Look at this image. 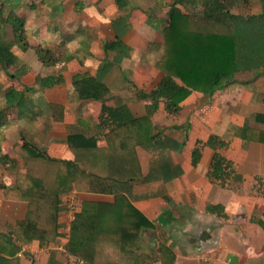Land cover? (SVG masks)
<instances>
[{
  "label": "trees",
  "instance_id": "obj_1",
  "mask_svg": "<svg viewBox=\"0 0 264 264\" xmlns=\"http://www.w3.org/2000/svg\"><path fill=\"white\" fill-rule=\"evenodd\" d=\"M40 1L52 8L51 14L59 11L55 0ZM24 2L0 0V78L4 74L6 80H15L26 72L19 68L15 47L33 50L38 61L48 69H59L72 61L82 62L80 52H89L90 45L87 48V43L82 40V48L75 52L62 50L70 41L67 34L63 35V42L53 46L30 44L24 19L18 16ZM257 2L260 3L258 13L235 14L232 0H174L160 31L162 55L155 67L162 78L150 92L136 93L139 100L148 102L147 113L143 116H134L122 102L116 106L108 105L116 96L110 95L104 78L113 63L103 62L94 76L80 73L72 77L70 99L81 105L99 101L100 110L95 118L65 124L70 158H53L34 141L24 139L14 144V152L23 158L24 168L23 181L14 191L28 202L25 218L16 223L17 244L12 245L15 252L20 244L36 242L40 247H47L64 236L59 220L65 209L64 197L76 189L90 197L81 200L71 223L70 237L64 246L67 253L85 264L155 262L152 244L141 238L144 230L153 227L152 222L124 193L132 184L155 179L156 168L144 174L138 150L153 152L179 148L178 144L171 142L173 145H169L159 139L152 117L161 102L165 104L164 111L168 116H176L193 93L211 96L230 84L238 73L264 69V0ZM116 3L123 8L130 1L116 0ZM75 5L76 12L84 9L82 2ZM130 17L131 12L112 22L116 39L103 45L104 52L115 53L118 61L128 57L130 51L123 42L130 31ZM84 30L77 31L83 34ZM88 55L91 56L90 52ZM13 69L16 71L10 72ZM64 83L62 73L38 76L34 86H22L21 89L1 82V86L5 85V107L0 113L31 102L47 111L54 121L63 122L65 107L48 101L44 95H37ZM255 122L256 125L238 128L235 137L246 142L264 143V114H258ZM210 138L209 144L214 148L226 150L230 145L216 136ZM202 152L203 145L197 142L192 152L194 166L199 163ZM10 164H15L14 159L0 148V166ZM169 166L164 164L159 169L170 171ZM232 172L231 161L216 153L210 178L223 186ZM105 196H112V201L103 200ZM214 209L210 207L209 210ZM53 264L65 263L56 261Z\"/></svg>",
  "mask_w": 264,
  "mask_h": 264
},
{
  "label": "crops",
  "instance_id": "obj_2",
  "mask_svg": "<svg viewBox=\"0 0 264 264\" xmlns=\"http://www.w3.org/2000/svg\"><path fill=\"white\" fill-rule=\"evenodd\" d=\"M129 1V5L120 8L116 0H55L54 4L59 7L55 15L51 14L52 8L40 0H25L23 3L21 10L28 7L35 8L38 12L42 8L49 11L46 13L45 26L49 35L40 43L35 40L38 26L30 23L29 26L25 25L26 29L31 28L35 31V35L29 38L31 45L59 44L67 33L66 28L73 27L75 23L82 24L71 35L73 40L76 36L82 37L79 41L80 48L82 40L92 45L88 48L91 56L88 55L87 50H82L83 56L80 58L82 62L72 61L59 69L44 67L31 49L24 51V56L19 55L15 51L18 48L15 47L14 51L20 60L19 68H24L26 72L15 80H6L4 74L0 78V112H3L5 85L14 84L17 89H21L22 86L32 87L38 76L62 73L64 84L57 85L52 91L45 90L37 96L44 95L48 101L61 104L66 110L63 122L54 121L47 111L31 102L22 107L9 109L5 114L0 113V148L15 161L14 165L0 166L5 170L4 176L0 179V264H53L56 261L65 263L64 260L67 258L64 253L60 254L59 248L62 247L64 252L65 246L62 238L47 247H40L34 242L20 244L18 251L13 250L12 245L17 244L16 223L25 218L28 210V202L18 197L14 191L16 185L23 181L24 168L23 158L14 152L13 146L24 139L34 141L50 155L54 143H66L67 136L64 130L66 123L97 117L101 106L99 101H88L81 105L70 99L72 77L80 73H90L94 76L103 62H111L114 65L106 73L104 81L110 90V95L116 97L109 101L108 105L116 106L118 102H122L128 105L136 117L147 113L148 102L139 100L136 93L150 92L162 78L161 72L155 67L161 57L160 45L163 36L160 31L174 0ZM77 2H82L84 7L80 12L75 10ZM99 2L105 4V7L101 8L102 15L99 18L102 20L98 21L95 7ZM34 4L37 6L33 7ZM92 8H95L92 19L81 20L82 13L90 12ZM130 12L131 27L124 36L123 42L136 51L131 57L118 61L115 53L104 52L103 45L116 39L112 22L120 15L125 16ZM71 14H74L73 17L70 16ZM80 28L85 29L83 34L78 33L77 30ZM50 36L54 39L49 38ZM87 39L91 40V43ZM97 40L102 43V53H97L93 48ZM15 71V69L10 70L12 73ZM262 77L264 70L241 72L233 81L248 78L251 86L255 87ZM1 82L5 84L4 87L1 86ZM115 82L118 84L114 85ZM261 84L263 85L259 86V89L262 90H258L254 97L246 99L253 112L252 109H247L248 113L243 116L246 117L245 123L236 127L231 126L229 129L224 123L216 130H210L201 123L190 133L200 140L201 137H206L205 134L217 133L220 136L227 130L230 145L226 152L223 151V156L231 161L233 172L225 185L222 186L218 180L210 178L212 162L209 159L205 165L197 168L191 166L193 164L190 163V159L194 146L191 151L182 152L175 149L153 152L142 148L138 150L144 174L147 175L152 168L154 170L156 168L153 175L155 179L132 184L124 190V193L152 222L153 227L144 230L141 238L144 242H150L156 252V260L153 264H264V143L246 142L235 137L238 128L247 124L256 125V116L260 113L264 114L262 100L264 83ZM63 91H66L67 95L61 101L58 95H63ZM209 98L210 96L204 95L195 104L206 103ZM65 100L73 103L75 113L79 114L75 121L67 120L68 106L64 103ZM89 108H92V113L84 111V109L88 111ZM164 108L165 104L161 102L158 112L152 117L159 139L169 145L178 144L180 147L187 140L180 121L189 114L184 112V104L183 109L176 116H168ZM159 114H161L160 118L157 117ZM229 117L233 121L236 118L234 115ZM208 119L202 117V120ZM229 121L231 123V120ZM11 133L17 136L13 141L9 140ZM164 164H170V171L159 169ZM75 192L76 189H73L69 195ZM86 198L88 199V195ZM104 199L112 201L113 197L105 196ZM210 207H215L214 211L211 212ZM65 211L64 209L60 214V223L67 218L68 213Z\"/></svg>",
  "mask_w": 264,
  "mask_h": 264
},
{
  "label": "rangeland",
  "instance_id": "obj_3",
  "mask_svg": "<svg viewBox=\"0 0 264 264\" xmlns=\"http://www.w3.org/2000/svg\"><path fill=\"white\" fill-rule=\"evenodd\" d=\"M139 1L142 2L143 0H137V2H139ZM99 3L95 7L97 9L96 17H97L98 21L102 20V18H99L100 15H102V13H101L102 9L101 8L105 7V4H103L101 2H99ZM232 4H233L232 12L235 14L258 13L260 11V3H258L257 0H249L248 2H245L244 0H232ZM95 8H92L90 12H83L80 19L84 20V21H88V20L92 19V17L95 15V13H94ZM47 11L48 10H45V9L43 10V8H42L40 10V12H38L35 10V8L30 9L28 7L23 9V10L20 9L18 11V16L20 18L24 19L25 25L29 26L31 24L34 26H38V30H37L36 38H35V40H37L38 43H40L42 40H45V38L49 35L47 33V30L45 29V26L47 24V14H46ZM48 13H49V11H48ZM73 15L74 14H71L70 16L73 17ZM67 16H69V15H67ZM26 21H27V23H26ZM81 24L82 23H75V25L73 27L68 26L66 28L68 30L66 31L67 33L66 32L65 33L67 34V36H69V37H67V39L69 38L70 41L62 47V50L74 51L77 48H80L79 41L82 37L76 36L75 40H73V37L71 35H73V33H75L76 29ZM27 33H28L29 38H31L35 35V31L31 28H27ZM10 37L12 38V35ZM49 38H53V37L50 36ZM49 38H47V39H49ZM60 42H63V41L60 40ZM91 45L92 44H90V46ZM86 47L88 48L89 45L87 44ZM17 48L18 49L15 50L16 53H18L21 56H24V54H23L24 50L20 47H17ZM93 48L96 49L97 53H102V43L99 40H97L95 42ZM135 51L136 50H134V49H130L128 56L131 57L132 55H134ZM80 53H81V56H83V52H80ZM161 55H162V51H161ZM34 59H35V57H34ZM34 63H35V60H34ZM262 70H264V69H262ZM262 72L263 71H260V73H262ZM114 81H116V80H114ZM260 83H264V77H262L260 79V82L258 83L259 85L257 84V85H255V87L251 86L248 78L235 79L231 84L225 85V86L221 87L220 89H218L217 92H215L213 95L210 96L209 100L206 103L195 104L198 99H200L204 96L203 93H193L192 96H190V98L188 100H186V102L184 103V108H185L184 112L189 114V116L183 117L182 120L180 121V125L183 128V130L185 131L184 132L185 135H187V140L185 141L184 145H181L179 148H177V150H178V152H182L184 150L191 151L192 147L195 146V144L197 142L199 143V145H203V149H204V155L201 156L199 163H197L196 166L191 165L192 167L197 168L201 165H205L206 162H208V159L212 162L213 157L216 153H220L223 155V151L226 152V150L218 149L217 147L214 148L213 146H211L209 144V140L211 139L210 137L216 136V138L218 137V138H220V140L230 142L228 140L229 135H228L227 130H225L224 135L219 136V135H217V133H208V134H205L206 137L203 136V137H201L202 139L197 140L196 139L197 137L194 138L193 134L190 135L193 128H198L200 126L199 124L204 123L210 130H212V129L216 130L219 127H221L220 126L221 124L225 123V126L228 127V129H229L231 126L236 127L238 125H242L243 123H245L246 117H243V116L248 113L247 109L250 108V103L248 104V101L246 99L254 97L256 95V93L258 92V90H260V91L262 90V89H259V86L263 85V84L260 85ZM116 84H118V82L114 83V85H116ZM55 87L56 86H53L51 88H48L47 90L48 91L55 90L56 89ZM66 95H67V92L63 91V95L59 94L58 96H59V98H61V101H63L65 99ZM64 103L68 106L67 120L68 121H75L79 114L77 112L75 113V111H74L75 107L72 105L73 103L67 102V100H65ZM188 106H190V107L187 108ZM250 109H252V108H250ZM84 111L86 113H92L93 110H92V108H89L88 111L86 109H84ZM252 112H253V109H252ZM230 115L236 116L234 121L229 117ZM157 117L160 118L161 114L157 115ZM202 117H208L209 119L208 120H202ZM228 119L231 120V123ZM16 137L17 136L12 135V133H11L9 140L13 141L16 139ZM50 155L53 157L65 156L68 158L72 156L69 149H67L65 142L54 143V148L52 147V149L50 151ZM192 161H193V158L191 157V159H190L191 164H192ZM3 171H5L4 168H0V176H1L0 179L4 176ZM64 198H65L64 199V203H65L64 206H65V210H66L65 212L68 213V204H69V201H71V200H73L75 202V204L77 206V212H78L79 207H80V202H81V200L86 198V195L83 193H80L76 190V192L74 194H72V195L68 194ZM63 223H64V221H62L61 224H63ZM69 237H70V235H69ZM67 242H68V240L65 242V245L67 244ZM58 244H59V242H58ZM59 250H60V254L64 253L65 257H67L66 258L67 260L66 259L64 260L65 263L75 264L73 260H75L76 258L74 256L67 253L65 250L63 252L62 247L59 248ZM76 260H77L76 264H85V262L82 263V261H80L78 259H76ZM61 261H62V259H61Z\"/></svg>",
  "mask_w": 264,
  "mask_h": 264
},
{
  "label": "built area",
  "instance_id": "obj_4",
  "mask_svg": "<svg viewBox=\"0 0 264 264\" xmlns=\"http://www.w3.org/2000/svg\"><path fill=\"white\" fill-rule=\"evenodd\" d=\"M72 195V194H71ZM77 212V206L73 200L69 201L68 204V215L66 220L64 221L63 225V232L64 236H62L63 242H66L69 239L70 230H71V223L75 218ZM74 263H77V260H73Z\"/></svg>",
  "mask_w": 264,
  "mask_h": 264
}]
</instances>
